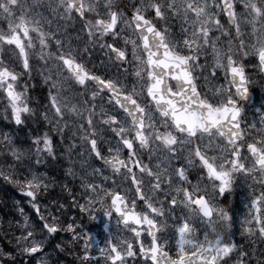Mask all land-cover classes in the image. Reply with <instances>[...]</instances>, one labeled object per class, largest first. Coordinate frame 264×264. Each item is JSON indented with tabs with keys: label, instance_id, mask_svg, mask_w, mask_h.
<instances>
[{
	"label": "snow or ice",
	"instance_id": "1",
	"mask_svg": "<svg viewBox=\"0 0 264 264\" xmlns=\"http://www.w3.org/2000/svg\"><path fill=\"white\" fill-rule=\"evenodd\" d=\"M0 18V182L32 210L13 201L0 264H264V0H0ZM37 77L59 143L31 127ZM21 137L78 165L87 225L40 207L52 180Z\"/></svg>",
	"mask_w": 264,
	"mask_h": 264
},
{
	"label": "clouds",
	"instance_id": "2",
	"mask_svg": "<svg viewBox=\"0 0 264 264\" xmlns=\"http://www.w3.org/2000/svg\"><path fill=\"white\" fill-rule=\"evenodd\" d=\"M38 107L37 111L32 113V119H31V125L33 128L38 129L41 132H50L53 136H58V133L55 131H52L51 126L49 123L45 120H43L37 113L43 112V107L40 105V100H38ZM43 125V127H42ZM27 127V125H25ZM30 135V134H29ZM21 140L23 142L22 152L23 155L21 157V164L25 167L29 165H35V167L46 177L51 178L52 182L49 184L46 191H41L39 193V203L40 207L42 209L49 210V203H44L45 200L51 195L52 191L58 186L59 182L57 180V177L53 175V172H62L65 179H71L73 184L76 183L77 180L80 182L79 178V172L76 169V165L73 163L72 160L68 158V155L64 152H58V147L53 150L51 153L46 152H36L34 148L30 146V144L25 140L24 137H21ZM7 150L2 146V141H0V161L4 160L6 157ZM39 161L37 164L36 161ZM69 169H72V173L69 174ZM47 182V181H46ZM79 188L81 189V192L83 189L81 188V185L79 183ZM68 195H71V191L69 190ZM101 207L107 208L108 203L107 201L104 202L103 205L97 204L96 209H93V211H96L100 209ZM86 214L87 217V213ZM58 219L60 217L58 216ZM72 219H75L74 217ZM71 222H67L65 224V228L67 227V224H70ZM87 223H89V220L87 218ZM56 257L53 255V260H55Z\"/></svg>",
	"mask_w": 264,
	"mask_h": 264
},
{
	"label": "rangeland",
	"instance_id": "3",
	"mask_svg": "<svg viewBox=\"0 0 264 264\" xmlns=\"http://www.w3.org/2000/svg\"><path fill=\"white\" fill-rule=\"evenodd\" d=\"M133 2H134V0H128V4L129 5H131V3H133ZM0 20H2V18H0ZM169 23H170L172 29L174 31H176L177 33H179L181 21H179L178 19H172V20H170ZM4 27H6V23H0V28H4ZM80 27H81V25H80V23L78 21L74 20V21L70 22L68 24V30H69L68 32H69V34L72 35V36H75L77 34L83 36L84 33L80 32ZM217 35H219V33H217ZM92 52H93V57H92L93 62L97 66H100L102 61H107V57L105 56V50H101V49H99V47H97V48L93 49ZM203 60H204V57L202 56L201 57V61L203 62ZM89 67H91V65H89ZM209 71H210V69L208 71H204L203 75H201V70L200 69H196L195 70V74H196V76L198 78V82H199L201 90H204L207 87L206 82L203 79V76H207ZM220 77H223V72L222 71L220 72ZM36 79H37V82H35V84H37L38 87H42L43 86L42 81H40L39 77H37ZM33 81H36V80H33ZM33 81H30V83H34ZM217 82L219 83V82H222V81H217ZM46 94H47V88L44 86L43 89H42V99L37 98V99L40 100V102L42 104L46 103V99H45L46 98ZM66 143H67V141H66ZM126 155L127 154L125 153L124 157H122V158H126ZM144 163H148V160L146 158L144 159ZM78 171H80L79 168H78ZM107 174H110V169L106 171V175ZM69 181L71 183H70V185H68V189L71 191V195H68L69 190H65L67 197L69 198L70 201H72L73 195H75L79 199V197L76 194L77 190H79V184L77 183V182H79V180H77L75 184H73L71 179H69ZM97 182H99V181H97ZM110 182L111 181H109V183ZM66 183L67 182H65V184ZM49 199H50L51 203H53V201L59 199L60 203H62L64 205H67V202L66 201H62L60 199V197L58 196V194H56L54 192L51 193V195L49 196ZM80 202H81V200H80ZM26 205H27V202L24 201L23 204L19 205V206L23 207L25 209L26 213H27V210L32 211L30 206L28 207V209H26ZM49 210L53 211V214L55 215L54 210L52 209V207L50 205H49Z\"/></svg>",
	"mask_w": 264,
	"mask_h": 264
},
{
	"label": "trees",
	"instance_id": "4",
	"mask_svg": "<svg viewBox=\"0 0 264 264\" xmlns=\"http://www.w3.org/2000/svg\"><path fill=\"white\" fill-rule=\"evenodd\" d=\"M31 127H32V125H31ZM34 129H36V128H34ZM53 173H55L57 175V177H59V178H57L59 184L54 189V191H56L62 198H64V200H66L67 203H71V202L68 201V199L66 198L65 194L60 189V187L62 188V183H61L60 178H62L63 176H61L60 172H53ZM19 196H20V192L17 189H15L12 185L3 184L2 182H0V224H3V221H4L5 218L9 219V217H10V215H7V214H9V202L10 201H12V202L16 201L15 198H18ZM5 203L7 204V206H4ZM76 210H78V208L74 207L73 209H71L66 214L61 215L62 216L61 219L64 220L66 223L67 222H72L73 219H69V217L73 218L72 214H75ZM83 216L84 215H81L80 217L79 216H74V218L76 219L77 223H81L80 220H82L83 223L86 224V221L83 220ZM60 235L64 236L65 234L61 233ZM0 236L2 238L4 236V233L2 231H0ZM5 240H6V238H5ZM7 245L9 247L11 246L8 243H7ZM65 255L66 254H60L59 257H63Z\"/></svg>",
	"mask_w": 264,
	"mask_h": 264
}]
</instances>
